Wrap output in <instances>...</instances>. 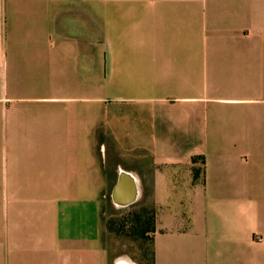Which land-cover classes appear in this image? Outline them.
Returning a JSON list of instances; mask_svg holds the SVG:
<instances>
[{
  "label": "crops",
  "instance_id": "0c3cea01",
  "mask_svg": "<svg viewBox=\"0 0 264 264\" xmlns=\"http://www.w3.org/2000/svg\"><path fill=\"white\" fill-rule=\"evenodd\" d=\"M258 64L256 0H0V264H264Z\"/></svg>",
  "mask_w": 264,
  "mask_h": 264
},
{
  "label": "rangeland",
  "instance_id": "374dc122",
  "mask_svg": "<svg viewBox=\"0 0 264 264\" xmlns=\"http://www.w3.org/2000/svg\"><path fill=\"white\" fill-rule=\"evenodd\" d=\"M257 2V8L259 10L264 11V0H256ZM257 63H260V59L257 60ZM257 71L256 75L255 72L253 71L254 67L250 66L249 69V76L250 77H264V66L262 65H257L256 66ZM226 74H234L235 76L240 77V70L239 68L234 67H229L226 68L225 71ZM25 153H22V157L24 158ZM26 174V172H22V175ZM25 178V176H23ZM18 198L23 202L28 204V193H22L20 195H17ZM11 198L10 195H0V203H6V201H9ZM119 216V218H115L114 221H112V226L116 228L117 232L119 233L120 236L122 237H128L130 241L128 243L126 242V247L128 246V253H125V255H121V257H126L135 264H151V250H150V233L146 234L143 238H140L139 235H135L134 233L132 234V225L130 224L131 222L134 223V220L129 217H124ZM130 236V237H129ZM134 237V238H133ZM138 237V238H137ZM137 239V240H136ZM134 255V256H133Z\"/></svg>",
  "mask_w": 264,
  "mask_h": 264
},
{
  "label": "water",
  "instance_id": "95a60500",
  "mask_svg": "<svg viewBox=\"0 0 264 264\" xmlns=\"http://www.w3.org/2000/svg\"><path fill=\"white\" fill-rule=\"evenodd\" d=\"M135 197H136V195H135V192H134V190H133L127 198H125V199H120V198L118 197L117 199H119L120 202L123 203V204H129V203L135 201Z\"/></svg>",
  "mask_w": 264,
  "mask_h": 264
},
{
  "label": "bare ground",
  "instance_id": "6f19581e",
  "mask_svg": "<svg viewBox=\"0 0 264 264\" xmlns=\"http://www.w3.org/2000/svg\"><path fill=\"white\" fill-rule=\"evenodd\" d=\"M117 264H134L129 259L121 257L117 260Z\"/></svg>",
  "mask_w": 264,
  "mask_h": 264
},
{
  "label": "trees",
  "instance_id": "16d2710c",
  "mask_svg": "<svg viewBox=\"0 0 264 264\" xmlns=\"http://www.w3.org/2000/svg\"><path fill=\"white\" fill-rule=\"evenodd\" d=\"M196 176H197V171L194 169V179L196 178ZM147 228H148V227H146V229H145L146 231L148 230ZM151 260H152V259H151ZM151 264H152V261H151Z\"/></svg>",
  "mask_w": 264,
  "mask_h": 264
},
{
  "label": "built area",
  "instance_id": "2783aa9c",
  "mask_svg": "<svg viewBox=\"0 0 264 264\" xmlns=\"http://www.w3.org/2000/svg\"><path fill=\"white\" fill-rule=\"evenodd\" d=\"M118 260V259H117ZM115 264H117V261H115Z\"/></svg>",
  "mask_w": 264,
  "mask_h": 264
}]
</instances>
